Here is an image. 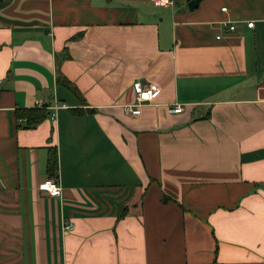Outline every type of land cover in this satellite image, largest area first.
I'll list each match as a JSON object with an SVG mask.
<instances>
[{"label":"crops","instance_id":"1","mask_svg":"<svg viewBox=\"0 0 264 264\" xmlns=\"http://www.w3.org/2000/svg\"><path fill=\"white\" fill-rule=\"evenodd\" d=\"M170 1L0 0V264H264V0Z\"/></svg>","mask_w":264,"mask_h":264},{"label":"built area","instance_id":"2","mask_svg":"<svg viewBox=\"0 0 264 264\" xmlns=\"http://www.w3.org/2000/svg\"><path fill=\"white\" fill-rule=\"evenodd\" d=\"M154 6H162L166 7L171 4L170 0H151ZM223 12H226V8L222 9ZM249 28H252V23H247ZM231 28H233L231 26ZM135 92V100L133 105L124 107V112L130 115H140L141 108L147 105L148 103L152 102L155 98L156 94L159 93V88L156 85L146 84L142 85L140 83H135L134 86ZM182 105L176 103L175 106L172 108V113L175 112H182ZM39 188L42 189L45 193H47L50 197H60L62 195V188L58 180L51 178L50 180H46L42 183H39ZM63 231L67 232L68 230H72V225L70 222L67 224L62 225Z\"/></svg>","mask_w":264,"mask_h":264},{"label":"trees","instance_id":"3","mask_svg":"<svg viewBox=\"0 0 264 264\" xmlns=\"http://www.w3.org/2000/svg\"><path fill=\"white\" fill-rule=\"evenodd\" d=\"M63 82V84H66V86H70L69 84H67L68 82L66 81L65 78H61V80ZM27 115V123L26 126L29 127H33L37 124V122H40L42 118H44L47 114V111H30V112H26L25 113ZM36 115L37 117H34V115ZM34 117V118H33ZM48 160H47V174L49 178H54L55 180H57L58 178V160H57V155H56V151L54 149H49V153H48ZM169 198V196L165 195L162 198V201L165 202L167 201Z\"/></svg>","mask_w":264,"mask_h":264},{"label":"water","instance_id":"4","mask_svg":"<svg viewBox=\"0 0 264 264\" xmlns=\"http://www.w3.org/2000/svg\"><path fill=\"white\" fill-rule=\"evenodd\" d=\"M199 1L200 0H191V1H189L188 2V7H189L188 9L194 10L198 6Z\"/></svg>","mask_w":264,"mask_h":264}]
</instances>
